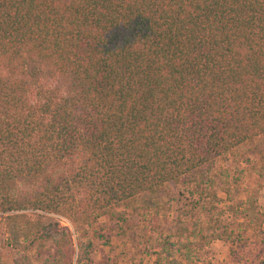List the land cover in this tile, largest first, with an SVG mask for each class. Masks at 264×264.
<instances>
[{
  "label": "trees",
  "instance_id": "obj_1",
  "mask_svg": "<svg viewBox=\"0 0 264 264\" xmlns=\"http://www.w3.org/2000/svg\"><path fill=\"white\" fill-rule=\"evenodd\" d=\"M258 142L264 0H0V236L22 264H73L47 215L81 236Z\"/></svg>",
  "mask_w": 264,
  "mask_h": 264
},
{
  "label": "rangeland",
  "instance_id": "obj_2",
  "mask_svg": "<svg viewBox=\"0 0 264 264\" xmlns=\"http://www.w3.org/2000/svg\"><path fill=\"white\" fill-rule=\"evenodd\" d=\"M205 176L203 183H170L157 193L155 206L116 210L81 236L65 218L47 216L70 230L73 264H264L263 143L216 160ZM212 205L217 221L211 224L223 239L208 242L212 232L205 229L210 219L204 209ZM0 264H22L20 252L1 236Z\"/></svg>",
  "mask_w": 264,
  "mask_h": 264
}]
</instances>
